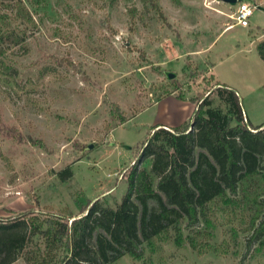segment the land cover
Returning <instances> with one entry per match:
<instances>
[{"label":"rangeland","instance_id":"rangeland-1","mask_svg":"<svg viewBox=\"0 0 264 264\" xmlns=\"http://www.w3.org/2000/svg\"><path fill=\"white\" fill-rule=\"evenodd\" d=\"M22 1L29 21L0 9L23 39L0 56V217L30 210L74 218L96 198L114 206L152 126L188 121L191 99L216 82L238 92L252 125L264 123V63L248 36L264 35L263 9L243 27L231 17L236 5L223 0ZM246 1L264 8V0ZM222 21L233 26L222 31ZM208 97L227 110L213 91ZM67 166L73 175L61 181ZM207 214L212 235L199 237L198 250L186 236L203 221H183L181 245L170 227L139 259L125 254L111 264H264L245 203L212 202ZM37 248L40 236L27 247ZM11 264H27L24 252Z\"/></svg>","mask_w":264,"mask_h":264},{"label":"trees","instance_id":"trees-1","mask_svg":"<svg viewBox=\"0 0 264 264\" xmlns=\"http://www.w3.org/2000/svg\"><path fill=\"white\" fill-rule=\"evenodd\" d=\"M152 5L165 20L162 10ZM2 7L30 19L22 0H0ZM3 19L0 14L4 24L3 28L0 24V56L23 40ZM256 49L264 63V39ZM171 83L176 85L174 92L178 83ZM211 91L227 104L226 111L210 107ZM211 91L191 99L195 108L188 121L173 127L152 126L128 169L125 192L114 206L96 198L88 200L74 218L40 216L30 210L0 217V264L13 263L23 252L27 264H111L125 254L139 259L143 245L152 246L160 233L172 227L175 243L181 245L183 221L194 226L202 220L205 228L189 229L186 236L189 246L198 250L201 235L211 238L207 212L216 201L227 206L245 203L252 210L246 230L263 246L264 123L254 126L246 119L234 89L216 82ZM126 119L121 117V122ZM146 160L149 169L139 167ZM72 175L70 166L57 173L61 181ZM35 236L42 238L43 248L27 249Z\"/></svg>","mask_w":264,"mask_h":264},{"label":"built area","instance_id":"built-area-1","mask_svg":"<svg viewBox=\"0 0 264 264\" xmlns=\"http://www.w3.org/2000/svg\"><path fill=\"white\" fill-rule=\"evenodd\" d=\"M235 5L236 8L231 15L232 19L237 24L247 27L249 25V17L252 15L253 10L259 6L254 2L250 3L249 1L245 0H238Z\"/></svg>","mask_w":264,"mask_h":264},{"label":"crops","instance_id":"crops-1","mask_svg":"<svg viewBox=\"0 0 264 264\" xmlns=\"http://www.w3.org/2000/svg\"><path fill=\"white\" fill-rule=\"evenodd\" d=\"M246 1V0H245ZM221 14H218V16H220ZM233 20V19H232ZM222 25H223V28H222V31H225V30H228L229 28H231L233 25L232 24H229L228 22H226V21H222V23H221ZM252 35H253V33H249L248 34V36H251L250 37V41H252V40H257L256 41V46H257V44H258V42L259 41H261L262 39H264V35L263 34H261V35H259L257 38H252ZM205 50H207L208 51V48H206ZM257 50V49H256ZM206 51V52H207ZM238 93V92H237ZM246 119H248V118H246ZM249 120V119H248ZM181 123H183V122H181V121H179V122H174V123H162L161 125H164V126H169V127H173V126H177V125H180Z\"/></svg>","mask_w":264,"mask_h":264},{"label":"water","instance_id":"water-1","mask_svg":"<svg viewBox=\"0 0 264 264\" xmlns=\"http://www.w3.org/2000/svg\"><path fill=\"white\" fill-rule=\"evenodd\" d=\"M223 1H224V2H228V3L232 4V5H235L236 2H237L238 0H223ZM258 8L264 10L263 7H258ZM166 75H167V77H168L169 79H172V78L175 76V74L172 73V72H167Z\"/></svg>","mask_w":264,"mask_h":264}]
</instances>
